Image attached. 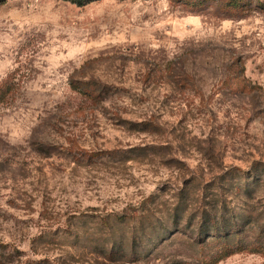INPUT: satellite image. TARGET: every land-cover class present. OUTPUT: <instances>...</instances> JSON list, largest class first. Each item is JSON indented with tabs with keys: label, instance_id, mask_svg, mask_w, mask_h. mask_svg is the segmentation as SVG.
I'll return each mask as SVG.
<instances>
[{
	"label": "rangeland",
	"instance_id": "rangeland-1",
	"mask_svg": "<svg viewBox=\"0 0 264 264\" xmlns=\"http://www.w3.org/2000/svg\"><path fill=\"white\" fill-rule=\"evenodd\" d=\"M262 235L264 0H0V264H209Z\"/></svg>",
	"mask_w": 264,
	"mask_h": 264
},
{
	"label": "trees",
	"instance_id": "trees-1",
	"mask_svg": "<svg viewBox=\"0 0 264 264\" xmlns=\"http://www.w3.org/2000/svg\"><path fill=\"white\" fill-rule=\"evenodd\" d=\"M66 2H70L71 4L76 5L77 7H81L86 5L87 3L90 2V0H64ZM218 226H213V229H217ZM220 228L227 234V238L229 239L231 236V224L230 223H225L222 224L220 226ZM239 233V231H238ZM262 233H258V239L260 238ZM263 236V235H262ZM263 242H258V240L256 241V243H251L248 246H241V243H237V244H231L230 241H226V245L228 246L227 248H229L222 256L217 257L216 259H214L211 263L209 264H217L220 260L223 259V257H229L235 253L238 252H250V253H257V254H264V236L262 237Z\"/></svg>",
	"mask_w": 264,
	"mask_h": 264
}]
</instances>
